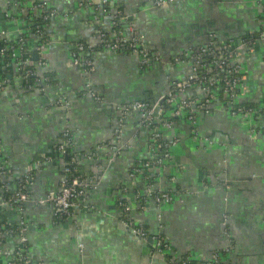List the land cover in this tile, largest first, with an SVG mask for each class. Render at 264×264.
Instances as JSON below:
<instances>
[{"label": "crops", "instance_id": "obj_1", "mask_svg": "<svg viewBox=\"0 0 264 264\" xmlns=\"http://www.w3.org/2000/svg\"><path fill=\"white\" fill-rule=\"evenodd\" d=\"M37 1L0 0V29L13 39L27 34L29 12ZM49 1L58 13L42 53L47 65H38L34 43L28 56L30 67L51 76L52 84L44 91L25 89L19 72L14 67L6 72L7 64L0 61V80L8 82L0 91V148L12 175L24 173L37 158L53 152L68 129L80 170L95 185L71 218L57 221L51 203L28 206L29 245L36 261L168 264L157 250L149 253L151 238H138L126 228L118 204L125 198L130 220L150 236L163 235L179 257L201 261L220 252L224 264H264V119L233 116L222 99L208 113L199 112L194 126L169 108L151 125L136 112L122 117L117 108L131 100L157 99L173 80L185 78L190 63L175 59L204 43L210 32L220 41L255 34L264 16L259 0H175L162 8L152 0H110L111 13L122 10L126 24L144 35L161 61L145 70L134 54L98 49L89 75L73 63V45L97 42V29L110 30L112 16L95 19L90 2L99 0ZM239 60L244 69L239 102H264V42L242 49ZM88 82L104 102L85 93ZM185 95L201 92L195 88ZM153 130L178 142L163 165L133 175L137 164L151 159ZM62 165L63 159L56 158L37 168L34 199L60 191ZM150 185L172 193L173 199L159 204L143 197Z\"/></svg>", "mask_w": 264, "mask_h": 264}, {"label": "built area", "instance_id": "obj_2", "mask_svg": "<svg viewBox=\"0 0 264 264\" xmlns=\"http://www.w3.org/2000/svg\"><path fill=\"white\" fill-rule=\"evenodd\" d=\"M174 1L152 0V5L162 8ZM109 3L110 0L90 2L96 20H99L100 14L112 16L111 29L99 27L95 43L76 42L71 51L73 63L89 75L95 70L93 54L98 49L134 54L138 56L140 66L145 70L159 63L160 53L148 46L144 35L132 24H126L122 10L117 9L111 13ZM259 3L264 8V0H259ZM35 12L38 13L36 16L33 15ZM57 13V9L49 0H38L33 4L32 12H29L30 20L26 24L27 34H21L13 39L9 36L7 29H0V61H8L6 64L12 65L19 72V78L25 89L38 88L44 91L52 84L51 76L46 73L41 76L36 69L30 67L28 52L31 44L34 43L35 51L40 54L38 65L42 67L47 65L42 53L50 41L48 34L50 22ZM35 22L38 23L35 25ZM258 42H264V16L260 29L253 35L220 41L216 32H210L204 43L189 47L175 59L176 62L190 63V73L185 78L173 80L169 90L154 103L150 100H136L118 104L119 115L124 117L130 112H136L142 116L143 122L151 125L156 106L164 100V104L168 105L175 116L190 120L194 126L199 112L208 113L214 103L222 99L233 116L264 119V102L245 104L238 100L239 89L244 79L239 52L242 49L252 50ZM7 87L8 82L0 80V91ZM195 88L200 89V96L185 95ZM85 93L98 102H104L103 97L93 90L90 82L86 83ZM122 122L123 118L120 119L119 125ZM117 131L119 132L118 127ZM151 134L149 142L151 159L137 164L132 171L133 175L145 174V170L152 165H163L170 156L171 147L178 142L177 139H163L162 135L155 130L151 131ZM117 141H115L116 144H118ZM72 147L73 137L67 129L63 132L57 148L58 158L63 159L64 175L61 189L37 199L31 195L36 170L54 162L57 156L45 153L37 158L33 167L26 172L12 175L0 148V264H40L31 254L29 245L30 226L26 218L29 205L51 203L57 221L71 218L79 202L87 197L89 190L95 185L94 180L84 177L79 167V157L73 152ZM113 149L117 150L118 146H114ZM67 155H72L69 161L65 160ZM145 196L153 197L159 204L173 199L172 193L157 192L151 185L143 197ZM118 204L125 218V224L131 226L142 238H151L155 250L167 257L168 264H224L220 252H214L209 259L201 261L175 255L170 242L163 235L150 236L142 224H134L130 220L131 209L125 198H121ZM6 210H9L11 215H8ZM225 219H227L226 215Z\"/></svg>", "mask_w": 264, "mask_h": 264}, {"label": "water", "instance_id": "obj_3", "mask_svg": "<svg viewBox=\"0 0 264 264\" xmlns=\"http://www.w3.org/2000/svg\"><path fill=\"white\" fill-rule=\"evenodd\" d=\"M10 78H12V76L10 75L9 76ZM160 97V96H159ZM159 97H157V99L159 98ZM157 99H154V100H151V102L152 103H154ZM137 100V99H136ZM136 100H131L130 102H132V101H136ZM166 108H168V105H165L164 104V100H161V104L160 105H158V106H156V108H155V111H154V122L155 123H157V121H159L158 119L159 118H161L162 117V114L164 113V110L166 109ZM170 120V119H169ZM126 228L134 235V236H136V237H140V238H142L137 232H135L134 230H133V228H130L129 226H126ZM149 246V248H150V254H155V251H153V250H155L154 249V247L152 246V245H148ZM156 254L157 255H161L158 251H156Z\"/></svg>", "mask_w": 264, "mask_h": 264}, {"label": "trees", "instance_id": "obj_4", "mask_svg": "<svg viewBox=\"0 0 264 264\" xmlns=\"http://www.w3.org/2000/svg\"><path fill=\"white\" fill-rule=\"evenodd\" d=\"M38 23V22H37ZM36 22H35V25L37 24ZM8 61H6L5 63H7ZM12 69H13V66L12 65H7V67H6V72L9 70L10 72L12 71ZM4 74H6V73H4ZM245 104H251V103H245ZM58 145H57V147H55V150L53 151V152H51V153H48V154H55L56 156H57V159H58V155H59V152H58ZM71 156L72 155H67L66 157H65V160H67V161H69L70 160V158H71ZM80 167V166H79Z\"/></svg>", "mask_w": 264, "mask_h": 264}]
</instances>
